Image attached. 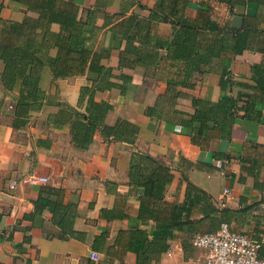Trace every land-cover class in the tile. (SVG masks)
Masks as SVG:
<instances>
[{
  "label": "crops",
  "instance_id": "crops-1",
  "mask_svg": "<svg viewBox=\"0 0 264 264\" xmlns=\"http://www.w3.org/2000/svg\"><path fill=\"white\" fill-rule=\"evenodd\" d=\"M102 1L109 15L115 9H125L148 16L157 3V0H101L98 4ZM131 1L136 2L131 5ZM205 1L211 6L212 19L222 26L242 27L243 13L249 11L264 16V2L233 7L220 0ZM78 2L79 17L83 20L90 9H102L94 0ZM0 5L1 15L6 19H21L25 14V6L16 0H0ZM102 10L97 14V27L89 40L95 48L112 44L111 24L106 23ZM196 12V6L188 10L190 17H195ZM259 27L264 29V22ZM156 28L171 32L169 23H157ZM225 56L231 60L234 81L226 93L237 102L238 112L229 110L222 124L209 120V127L206 125L199 133V120L189 127L148 116L147 107L155 105L158 95L166 90V81L160 78L165 69L163 65L147 70L130 68L133 78L124 83V92L118 87L99 90L95 99L113 105L106 114V123L114 124L124 118L139 125L136 142L107 139L97 130L87 148L74 144L69 123L62 127L50 125L49 115L60 109L56 103H41L30 111L25 124H16L14 109L8 103L14 96L5 92L0 79V95L6 96L0 112V264H137V254L124 248L130 231L141 227L151 232L157 223L151 214L139 216L144 192L131 185L130 176L135 150L150 153L169 165L173 177L166 186L165 200L182 202L190 181L207 192L217 207L227 210L225 221L233 230L262 239L264 107L259 103L260 91L250 77V70L251 65L264 63V51L245 49L241 53L226 52ZM192 80L197 85L196 91L185 88L186 94L179 96L175 104L185 112V117L190 118L196 111L194 93L210 99L221 111L229 108L230 99L221 103L219 73L195 71ZM86 83V75L81 74L54 79L49 67H45L41 79V86L50 98L74 106L80 104L81 88ZM250 98L257 100L255 107L261 113L253 118H247L244 108ZM85 105L80 104L82 110ZM177 125L181 126L179 131ZM32 175L46 179L30 183ZM13 179L20 181L11 188ZM41 185L64 188L60 199L65 205L71 200L78 203L73 223L76 235H61L62 228L53 221L49 206L36 202ZM226 188L230 190L227 196ZM202 216L201 209H193V219ZM186 238V232H179L169 240V249H174V254L169 255V249L155 254L151 264L178 262L185 252ZM92 251L100 253L98 263L91 259Z\"/></svg>",
  "mask_w": 264,
  "mask_h": 264
},
{
  "label": "trees",
  "instance_id": "trees-1",
  "mask_svg": "<svg viewBox=\"0 0 264 264\" xmlns=\"http://www.w3.org/2000/svg\"><path fill=\"white\" fill-rule=\"evenodd\" d=\"M16 1L26 8L21 19L4 18L0 5V79L5 92L14 96L11 101L15 103V123L25 124L30 111L41 103H56L60 109L49 115L50 125L62 127L69 123L72 140L80 148L90 145L97 130L107 139L136 142L139 125L124 118H119L114 124L106 123V114L113 105L95 99L99 90L118 87L124 92V83L133 78L128 69L147 70L163 65L165 71L160 78L166 81V90L158 95L155 105L147 107L146 114L189 127L199 120L201 128L198 132L202 133L206 125L209 127V120L222 124L229 110L238 112L237 102L226 93L234 81L232 75L226 76L231 74V60L225 53H241L245 49L256 48L264 51V29L259 27L264 16L260 17L257 11H249L243 13L242 27L222 26L212 19L211 6L205 0L196 3L193 0H157L148 16L135 11L128 13L125 9H115L114 14L109 15L105 11L106 4L103 1L98 4L101 0H94L103 10L90 9L85 20L79 17L78 0ZM220 1L233 7L264 2ZM191 6L197 7L195 17L188 14ZM100 10L104 11L106 23L111 24L112 44L95 48L89 40L96 30L95 20ZM160 22L171 24V32L157 30L156 24ZM45 67L50 68L54 79L86 75L87 83L82 86L78 101L86 103L83 110L80 104L74 106L49 97L41 86ZM195 71L220 74L221 103L226 98L232 101L227 102L231 103L227 110L221 111L213 101L197 93L192 98L196 111L190 118L175 107L178 97L186 94L185 88L196 91L197 85L192 80ZM250 77L257 84L261 96L259 103L264 107V63L251 65ZM5 102V94L0 95V112ZM256 103L257 100L250 98L245 105L247 118L261 114L255 107ZM130 176L131 185L144 192L139 216L151 214L157 223L151 232L141 227L130 231L124 248L137 254V264H151L153 255L167 251L169 240L179 232H186L183 246L187 258L190 256L187 249L192 246L190 239L195 232L205 228L215 231L226 220L227 210L217 207L207 192L190 181L182 202L165 200L164 192L173 174L169 165L150 153L133 151ZM40 189L36 202L49 206L53 221L62 228L61 235H76L73 223L78 203L71 200L63 204L60 197H63L65 189L62 187L41 185ZM194 208L201 209L203 214L198 220L192 218Z\"/></svg>",
  "mask_w": 264,
  "mask_h": 264
},
{
  "label": "built area",
  "instance_id": "built-area-1",
  "mask_svg": "<svg viewBox=\"0 0 264 264\" xmlns=\"http://www.w3.org/2000/svg\"><path fill=\"white\" fill-rule=\"evenodd\" d=\"M226 76L231 77V74L228 73ZM8 103H10L9 108L14 109V102L9 101ZM175 128L179 131L181 126L177 125ZM45 179L46 177L32 175L28 180L30 183H36ZM19 181L13 179L10 187H16ZM224 193L227 196L230 190L226 188ZM224 201L223 197V204ZM190 240L192 246L200 250V255H191L187 258L182 256L181 262L177 264H264V237L257 239L250 233L233 230L226 221L221 222L215 231L194 233ZM174 252V249L168 250L169 255H173ZM90 257L98 263L100 253L92 251Z\"/></svg>",
  "mask_w": 264,
  "mask_h": 264
},
{
  "label": "rangeland",
  "instance_id": "rangeland-1",
  "mask_svg": "<svg viewBox=\"0 0 264 264\" xmlns=\"http://www.w3.org/2000/svg\"><path fill=\"white\" fill-rule=\"evenodd\" d=\"M202 231H207V229L205 228V229H202ZM187 252L190 254V256L192 255V256H199L200 255V250L199 249H195V248H193L192 246H190V247H188V249H187ZM185 253V252H184ZM182 254V255H180V258H179V261L178 262H181V260H182V256H184L185 254ZM173 262V261H172ZM178 262H173V263H170V262H163L164 264H177Z\"/></svg>",
  "mask_w": 264,
  "mask_h": 264
}]
</instances>
